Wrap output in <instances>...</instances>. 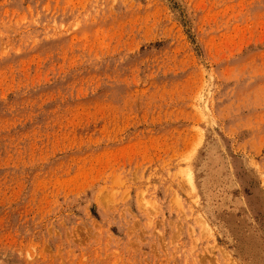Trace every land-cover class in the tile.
<instances>
[{
  "label": "rangeland",
  "instance_id": "1",
  "mask_svg": "<svg viewBox=\"0 0 264 264\" xmlns=\"http://www.w3.org/2000/svg\"><path fill=\"white\" fill-rule=\"evenodd\" d=\"M0 264H264V0H0Z\"/></svg>",
  "mask_w": 264,
  "mask_h": 264
},
{
  "label": "bare ground",
  "instance_id": "2",
  "mask_svg": "<svg viewBox=\"0 0 264 264\" xmlns=\"http://www.w3.org/2000/svg\"><path fill=\"white\" fill-rule=\"evenodd\" d=\"M189 182H190V185L192 186L193 185V183H192V180H189ZM200 222V221H199ZM201 226H203V229L205 230V231H208V225H207V223H206V221H204V220H201ZM211 233V232H210ZM209 233V234H210Z\"/></svg>",
  "mask_w": 264,
  "mask_h": 264
}]
</instances>
